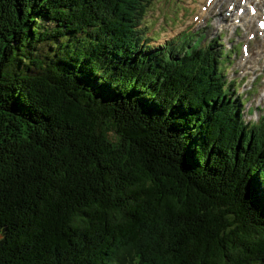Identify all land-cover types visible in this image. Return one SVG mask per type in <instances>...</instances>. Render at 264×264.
Segmentation results:
<instances>
[{
	"label": "trees",
	"instance_id": "obj_1",
	"mask_svg": "<svg viewBox=\"0 0 264 264\" xmlns=\"http://www.w3.org/2000/svg\"><path fill=\"white\" fill-rule=\"evenodd\" d=\"M45 3L0 0V62L4 65L0 163L9 209L0 221L6 229L0 264H213L221 260L229 239L243 234L241 226L264 233V141L259 135L264 113L256 122L244 121V99L235 94L234 80L227 78L226 61L231 55L220 36L204 41L201 32L184 31L179 37L181 42L201 44V57L191 63L203 84L197 82L198 95H190L188 118L208 130L207 144L185 163L174 120L150 114L126 92L101 98L81 82L77 72L64 70L59 60L51 67L60 82L46 78L49 65L35 52L45 39L36 26ZM124 8L117 0L111 4L100 0L97 25L108 21L117 30L127 26ZM75 14L67 20L70 27L79 28L80 17L92 18L88 5L76 8ZM160 55L151 45L127 51L121 45L110 58L124 59L118 65L124 71L135 66L142 79L135 91L149 92L155 73H164L165 78L168 73L177 75L172 65L178 62L168 50L163 53L167 68L161 64L146 71L155 63L153 57ZM25 62L28 68L23 67ZM36 88L43 90L40 99L32 96ZM65 149H70L67 154ZM69 163L75 170L76 194L67 197V209L53 206L47 233L35 237L31 222L36 213L25 210L16 215L15 206L21 197H30L28 206L43 214L41 197L47 195L48 174L56 169L54 175L72 176L66 173ZM132 178L134 185L129 184ZM250 183L255 185L253 192ZM142 186L144 194L129 200L136 195L134 189ZM105 203L114 216L101 212L90 220L81 215L82 208L91 214L92 207L103 208ZM146 218L157 221L150 239L137 233ZM72 242L79 249L75 256ZM253 264L264 260L257 256Z\"/></svg>",
	"mask_w": 264,
	"mask_h": 264
},
{
	"label": "snow or ice",
	"instance_id": "obj_2",
	"mask_svg": "<svg viewBox=\"0 0 264 264\" xmlns=\"http://www.w3.org/2000/svg\"><path fill=\"white\" fill-rule=\"evenodd\" d=\"M100 0H46L45 11L38 13L40 22L36 26L45 33V39L42 45L35 49L36 58L43 60L49 65L45 72V76L53 83H59L60 79L56 72L51 67L56 60L62 61L64 70L77 72L81 82L92 88V90L101 98H114L121 92L128 93L129 98L135 97L136 102L145 106L150 114L155 112L158 116H165L168 119L175 121L174 131L176 133V143L183 150L184 162L189 163L192 158L207 144L208 130L190 121L188 112L191 106L190 95H198L196 84H203V80L194 70L193 61L201 57L199 51L201 44L191 40L180 41L181 33L169 31L166 37L154 35V32L160 26L166 23V18L163 14L165 6L175 0H117V4L124 5L123 15L127 17V26L121 27L119 30L115 26L110 25L108 21H104L102 26L97 25L96 10L98 9ZM111 4L112 0H106ZM213 0H207L211 5ZM88 5L89 11L92 13V18L83 19L80 17V27H70L67 20L71 17L75 18V9ZM95 6V7H93ZM161 10L160 20L155 21L154 9ZM147 10V14H145ZM243 11V9H241ZM255 12V9H252ZM112 16L116 13L113 11ZM101 19H103L101 17ZM197 19H200L197 17ZM34 23H36L34 21ZM211 25H206L203 20L201 24L193 28V32L201 30L208 31L209 37L214 38L215 32L209 31ZM264 27V23L261 24ZM174 37L176 39H174ZM37 44H40L37 41ZM123 46L124 50L131 47L143 49L145 45H151L153 52H159L161 55L153 57L155 63L146 71H153L164 64L168 67L167 61L163 59V53L168 50L173 61L178 63L173 64L172 68L177 73L175 77L171 73L165 78L164 73H155V80L150 85L149 92H137L136 88L142 83L140 74L135 66L130 67L127 71L121 69L118 65L124 63V59L117 57L111 59L110 56L118 47ZM171 46L168 49L166 46ZM31 55V52L29 53ZM204 63L207 62L206 57L203 58ZM139 63H143L140 61ZM23 67L28 68L29 65L25 62ZM37 65L33 63L31 68L35 69ZM19 68V66H18ZM183 69V71H182ZM78 70V71H77ZM199 71H203V65ZM134 73H136L134 75ZM34 75H39L38 72H33ZM4 79V65L0 62V86ZM133 81L128 85V81ZM180 85L177 86V81ZM187 81V83H184ZM129 88L132 91H129ZM210 88V86H209ZM43 95V90L36 88L32 92V96L40 99ZM120 98L123 100L124 96ZM147 98V99H146ZM262 103H264V93H262ZM91 115V113H89ZM205 124L207 121L204 122ZM255 125L253 128L255 129ZM259 135L264 141V124L260 126ZM255 138V132L253 133ZM3 144V139L0 138V145ZM70 149H65V154ZM116 149L113 148V152ZM124 165H121L123 168ZM57 170L53 169V173ZM53 173L48 174L49 188L47 195L41 197V202L44 205L45 211L43 214L37 208H30L28 200L30 197H21L15 206V214L20 215L22 211L30 210L36 213V218L31 222V230L35 237H43L47 231V222L54 219L52 208L55 206L57 210L61 208L67 209L70 207L67 197L75 196L77 185L73 183L75 179V170L69 163L66 173H72V176L67 174L57 176ZM4 181L5 172L0 163V221H2L5 211L9 210L4 203ZM135 178L129 180L130 185H134ZM87 183V181H85ZM250 192L255 190V185L250 183ZM136 195H130L129 200L136 201L138 195L144 194L143 186L139 190H135ZM125 216L128 215L127 209L123 208ZM103 212L106 217L114 216L115 212L108 211V205L105 203L103 208L92 207L91 214L89 209L82 208L81 215L92 219V216ZM157 213L153 211V217ZM155 219L151 222L146 218L141 221L137 227L138 235H143L150 239L153 232L156 230ZM6 229L0 227V243L5 240L4 232ZM236 233V229L233 228ZM241 233L233 235L228 243L220 252L221 260L213 262V264H253L257 256L264 260V233L257 232L254 229H248L241 226ZM72 254L75 256L79 252L75 242H72ZM59 253V246H56V254ZM74 264V262H73Z\"/></svg>",
	"mask_w": 264,
	"mask_h": 264
},
{
	"label": "rangeland",
	"instance_id": "obj_3",
	"mask_svg": "<svg viewBox=\"0 0 264 264\" xmlns=\"http://www.w3.org/2000/svg\"><path fill=\"white\" fill-rule=\"evenodd\" d=\"M249 1L213 0L209 5L207 0H175L163 9L166 23L162 24L154 35L163 38L169 31L180 33L192 31L201 24V20L206 25H211L209 31H214L215 36H220L224 50L231 54L226 61V75L228 79L234 80L235 94H241L244 99L242 104L244 121L256 122L264 113V103L261 102L264 93V33L260 34L257 28L256 20L260 16L249 15L247 8ZM241 9L243 11L240 12ZM219 10L225 17L217 24L216 15ZM154 12L156 18L153 23H158L161 10L155 8ZM231 14H234V17ZM199 32L203 34L204 41L211 39L208 31ZM237 45H240L239 48Z\"/></svg>",
	"mask_w": 264,
	"mask_h": 264
},
{
	"label": "bare ground",
	"instance_id": "obj_4",
	"mask_svg": "<svg viewBox=\"0 0 264 264\" xmlns=\"http://www.w3.org/2000/svg\"><path fill=\"white\" fill-rule=\"evenodd\" d=\"M253 1H255V0H251L250 1V3H252V5H253ZM255 3H257V2H255ZM218 13V12H217ZM216 13V14H217ZM231 16L232 17H234V14H231ZM224 15L222 14V12L219 10V13H218V15H216V21H217V24H219V23H221V22H219V20H224ZM239 18V17H238ZM250 18H252V17H250ZM230 20V19H229ZM259 21V20H258ZM240 92V91H239ZM240 93H242V92H240ZM239 95V94H238Z\"/></svg>",
	"mask_w": 264,
	"mask_h": 264
}]
</instances>
